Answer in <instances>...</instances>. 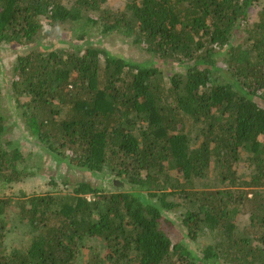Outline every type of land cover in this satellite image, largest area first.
Returning a JSON list of instances; mask_svg holds the SVG:
<instances>
[{"label": "trees", "instance_id": "1", "mask_svg": "<svg viewBox=\"0 0 264 264\" xmlns=\"http://www.w3.org/2000/svg\"><path fill=\"white\" fill-rule=\"evenodd\" d=\"M107 1L0 0V45L18 48L0 84V182L38 174L14 131L57 165L130 187L22 194L15 214L33 236L10 254L0 198V264H264V6L252 21L264 0ZM88 27L135 54L84 44ZM176 211L178 242L164 225ZM215 234L202 256L185 243Z\"/></svg>", "mask_w": 264, "mask_h": 264}, {"label": "rangeland", "instance_id": "2", "mask_svg": "<svg viewBox=\"0 0 264 264\" xmlns=\"http://www.w3.org/2000/svg\"><path fill=\"white\" fill-rule=\"evenodd\" d=\"M106 6L113 10H123L125 6L124 0H108ZM257 7L252 11V16L254 20L255 13L264 6V2H260L256 5ZM78 26L70 25L65 26L64 34L67 38H72L73 30ZM70 28V29H69ZM88 31L87 40L83 42L84 44H93L96 46H101L110 52L113 56H124L129 57L135 54V48L129 43L128 40L124 39L118 34H103L98 32L96 29L91 27L86 28ZM62 35V33H61ZM18 50V48H11L6 45H0V84L4 87L11 80H13V64L16 59L15 52L13 50ZM139 56V55H138ZM142 58H145L142 55ZM7 100L6 97H2V100ZM9 108L12 106L10 104ZM7 101L6 105L2 102L1 112L6 116L10 117L11 114L7 111L8 108ZM12 112H14L12 110ZM11 119L7 121V126L13 130ZM9 135L8 139L15 137L14 141L19 146L20 150L29 158L30 165L37 169V176L33 179L24 181L23 183H13L5 184L0 182V198H10L12 202L11 214L9 217L8 228L6 232V253L10 254L15 249L25 250L29 247L33 232L31 228L26 224V221H22L16 214L17 202L21 199L22 194L25 195H38L44 194L46 192H56L64 189V182L69 184H75L78 182H88L94 187L99 188L107 192H126L130 190V187L124 182L118 180V178L108 175L107 173H87L78 172L74 169H69L65 165H57L52 159H50L41 150L29 143L25 139L16 136V132L13 131ZM71 189V188H69ZM68 190V188H67ZM181 211H176L175 213L168 214L170 219V224L164 223L166 230L170 232V236L173 238L174 242H178L186 234V230L182 225L181 221ZM250 214L243 212L242 215L238 217V225L240 230L243 231L250 225L249 221ZM221 236L215 234L213 236H198L197 239H187L185 243H193V247L197 250L199 256H202L201 249L209 244H214L220 241ZM85 258L80 256L78 260L79 264H83Z\"/></svg>", "mask_w": 264, "mask_h": 264}]
</instances>
